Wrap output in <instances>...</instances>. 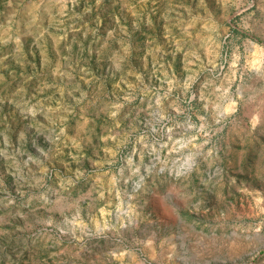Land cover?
<instances>
[{"label": "rangeland", "instance_id": "1", "mask_svg": "<svg viewBox=\"0 0 264 264\" xmlns=\"http://www.w3.org/2000/svg\"><path fill=\"white\" fill-rule=\"evenodd\" d=\"M0 264H264V0H0Z\"/></svg>", "mask_w": 264, "mask_h": 264}]
</instances>
